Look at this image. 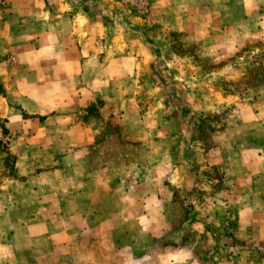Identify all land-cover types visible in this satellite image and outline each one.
<instances>
[{
    "label": "crops",
    "instance_id": "0c3cea01",
    "mask_svg": "<svg viewBox=\"0 0 264 264\" xmlns=\"http://www.w3.org/2000/svg\"><path fill=\"white\" fill-rule=\"evenodd\" d=\"M151 1L153 23L185 30L230 0ZM94 2L103 8L96 16L91 14ZM117 9H123L118 0H0V117L7 120L9 147L17 157L18 176L10 187L19 188L18 194L13 188L14 194L5 191L9 199L2 210L5 218L12 210L28 213L10 222L14 229L4 257L26 259L21 264H235L236 256L238 264H264V199L258 207L250 198L227 213L230 218L217 212L219 200H199L194 218H185L173 235L169 214L177 204L174 188L164 187L167 198H162L161 186H147L137 172L89 169L98 133L121 127L109 120L113 114V122L118 119L117 102L124 92L109 95L106 83L136 81L135 73L144 65L138 44L123 43V36L134 31L117 24L124 18L113 14L116 24L106 22L104 11ZM98 98L105 104L98 114L90 113L87 107ZM76 149L73 161L81 169L73 171L64 162ZM208 155L217 161L207 158V163H219L217 154ZM222 202L229 207L230 201ZM161 210L163 222L153 217ZM119 233L131 241L121 243ZM141 233L159 244L139 252L146 246L136 244ZM217 235L234 251L222 262L218 255L205 259L193 245H175L184 239L193 244L203 236L215 240Z\"/></svg>",
    "mask_w": 264,
    "mask_h": 264
},
{
    "label": "rangeland",
    "instance_id": "374dc122",
    "mask_svg": "<svg viewBox=\"0 0 264 264\" xmlns=\"http://www.w3.org/2000/svg\"><path fill=\"white\" fill-rule=\"evenodd\" d=\"M146 1L149 8L144 13L125 0H118L123 9L115 13L104 11L109 17L104 21L113 24V14L122 16L123 21L118 20L117 24L134 30L123 36V43L138 44L144 65L136 71V81L106 83L105 93L124 92L117 102L121 106L118 119L113 122V114L109 120L121 127L112 126L98 133L88 167L121 174L137 172L147 186H161V195L164 187L174 188L177 204L171 206L172 215L169 214L170 233L174 235L182 229L180 224L185 218H194L199 200H219L221 207L217 212L222 218H230L227 213L240 209L250 198L258 207L264 199V0H230L201 23L190 22L185 30L153 23L154 4ZM91 4L92 15L103 12L101 5ZM1 90L0 84V93ZM104 102L98 98L87 107L88 111L98 114ZM128 107H134L133 113L127 112ZM6 121L0 117V264H21L26 259L4 257L9 249L4 245L14 229L10 222L28 216L25 211L12 210L5 218L2 210L9 194L19 191L10 187L18 169L17 157L9 147ZM71 152L64 165L78 171L81 167L73 161L78 150ZM208 154H217L219 163H207V158L212 163L217 161L215 155ZM136 158L138 165L134 163ZM248 187H252L249 195L254 191L257 194L247 195ZM205 197L210 199L206 201ZM222 201H230L229 207ZM153 217L165 220L162 210ZM218 231L224 234L221 229ZM142 233L136 244L146 245L139 252L147 253L159 240L153 243ZM119 238L123 244L131 241L123 233H119ZM216 238L203 236L193 244L184 239L175 245H193L205 259L218 255L222 262L231 246L222 236ZM162 244L169 245L165 241ZM232 259L238 264L236 256Z\"/></svg>",
    "mask_w": 264,
    "mask_h": 264
},
{
    "label": "built area",
    "instance_id": "2783aa9c",
    "mask_svg": "<svg viewBox=\"0 0 264 264\" xmlns=\"http://www.w3.org/2000/svg\"><path fill=\"white\" fill-rule=\"evenodd\" d=\"M127 3H130L134 6H136V8H138V10L142 13L146 12V10L148 11V4L146 0H125Z\"/></svg>",
    "mask_w": 264,
    "mask_h": 264
}]
</instances>
